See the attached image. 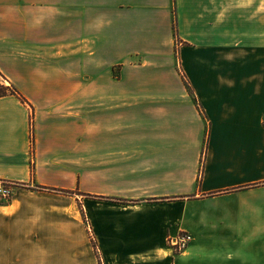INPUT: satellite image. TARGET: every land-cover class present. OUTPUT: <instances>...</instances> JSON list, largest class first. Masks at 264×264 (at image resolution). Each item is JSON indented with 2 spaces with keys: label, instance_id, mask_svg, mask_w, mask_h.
Wrapping results in <instances>:
<instances>
[{
  "label": "crops",
  "instance_id": "obj_1",
  "mask_svg": "<svg viewBox=\"0 0 264 264\" xmlns=\"http://www.w3.org/2000/svg\"><path fill=\"white\" fill-rule=\"evenodd\" d=\"M0 84V264H264V0H0Z\"/></svg>",
  "mask_w": 264,
  "mask_h": 264
},
{
  "label": "built area",
  "instance_id": "obj_2",
  "mask_svg": "<svg viewBox=\"0 0 264 264\" xmlns=\"http://www.w3.org/2000/svg\"><path fill=\"white\" fill-rule=\"evenodd\" d=\"M13 184L6 182V181H0V199L2 200H8L11 197V188ZM191 241V236L184 233L180 234L178 237L172 240V245L175 248V251H181L186 248L188 243Z\"/></svg>",
  "mask_w": 264,
  "mask_h": 264
},
{
  "label": "trees",
  "instance_id": "obj_3",
  "mask_svg": "<svg viewBox=\"0 0 264 264\" xmlns=\"http://www.w3.org/2000/svg\"><path fill=\"white\" fill-rule=\"evenodd\" d=\"M187 89L189 90V88L187 87ZM190 92V90H189ZM7 95H14L16 97H18L19 99H21L22 101L24 100L22 98V96L18 93V91L12 86V85H4V84H0V97H4ZM35 188L39 191H57V190H53V189H49V188H45V187H41V186H35ZM63 194H70L71 192L69 191H59Z\"/></svg>",
  "mask_w": 264,
  "mask_h": 264
},
{
  "label": "rangeland",
  "instance_id": "obj_4",
  "mask_svg": "<svg viewBox=\"0 0 264 264\" xmlns=\"http://www.w3.org/2000/svg\"><path fill=\"white\" fill-rule=\"evenodd\" d=\"M90 40V39H89ZM98 64H99V60H98V62H97ZM66 197H68V196H66ZM78 199V198H77ZM79 199H81V200H83V198H79ZM179 251H176L175 253H178Z\"/></svg>",
  "mask_w": 264,
  "mask_h": 264
}]
</instances>
